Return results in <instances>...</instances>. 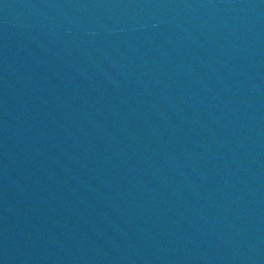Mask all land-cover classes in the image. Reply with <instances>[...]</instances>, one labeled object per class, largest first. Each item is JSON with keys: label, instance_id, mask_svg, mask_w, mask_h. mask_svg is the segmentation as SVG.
I'll list each match as a JSON object with an SVG mask.
<instances>
[{"label": "water", "instance_id": "obj_1", "mask_svg": "<svg viewBox=\"0 0 264 264\" xmlns=\"http://www.w3.org/2000/svg\"><path fill=\"white\" fill-rule=\"evenodd\" d=\"M0 264H264V0H0Z\"/></svg>", "mask_w": 264, "mask_h": 264}]
</instances>
